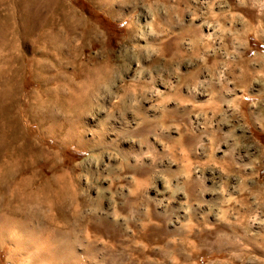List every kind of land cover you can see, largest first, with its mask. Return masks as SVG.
<instances>
[{
    "label": "rangeland",
    "instance_id": "1",
    "mask_svg": "<svg viewBox=\"0 0 264 264\" xmlns=\"http://www.w3.org/2000/svg\"><path fill=\"white\" fill-rule=\"evenodd\" d=\"M203 56L179 131L173 82ZM62 174L84 203L31 209V245L0 225V264H264V0H0V204L7 175Z\"/></svg>",
    "mask_w": 264,
    "mask_h": 264
},
{
    "label": "bare ground",
    "instance_id": "2",
    "mask_svg": "<svg viewBox=\"0 0 264 264\" xmlns=\"http://www.w3.org/2000/svg\"><path fill=\"white\" fill-rule=\"evenodd\" d=\"M95 71L96 70H94V73L98 72L99 76L102 75L104 77H107V74L109 73V68L101 67V68H99L97 70V72H95ZM89 72H91V71H89ZM95 75H96V78H97L98 74H95ZM89 77H90V75H89ZM91 77H92V75H91ZM93 77H94V75H93ZM86 79H87V76H86ZM95 80L96 79L94 78L93 84L95 83ZM84 81H87V80H84ZM90 82L87 81V83H90ZM96 82H98V81H96ZM83 85H84V83H83ZM75 87L76 86H74V88ZM80 87L82 88V86H80ZM78 89H80V88H78ZM87 89H88V87H87ZM84 90H86V88ZM87 93H88V91H87ZM74 97H76V96H74ZM80 97H82V96H80ZM84 97L86 98V95ZM87 97H88V95H87ZM85 98H83V101H85ZM72 100H74V98ZM72 100L70 99V101H72ZM66 101H67V103L68 102L70 103V101H68V99ZM83 101H81V102L78 101V104H74V105H72V103H71V105L70 104L67 105V106L65 105V107H66V109L69 110V112L70 111L77 112L76 109H78V108H82V109H85V110L89 111L90 107H92V106H89L90 104L88 105L86 102H83ZM86 101H88V100H86ZM63 106H64V104H63ZM74 112H73L72 116H74ZM39 118H40V115H39ZM44 121H45V118H44ZM40 122H41V120H40ZM43 128H45V127H43ZM43 128H42V131H43ZM53 130H54V128H53ZM64 174H62L60 176H56L55 178L52 177L51 179H48V180H42V183L40 184L39 187H37V189H35V191L34 190L33 191L30 190L31 179L22 178V179H19L17 182L13 183V178L11 177V175L10 176L7 175L6 177L3 178V184L1 185L2 189L9 188V186H11V185H13V186H12V191H11L10 195L5 199V203L4 204H0V205H6V206L3 207V209H2V206H0V208H1V211H4L6 214H8L7 216H0V225H2V226L6 225L7 228L10 227L11 229L13 228V230H14V242H17L18 244H25V246L28 245V244L31 245V242H32L31 238L29 236L27 238H24V235H27V231L25 230L26 229L25 227L28 228L29 224H30V221H33V219L35 218V216L30 212V210L31 209L38 210V208L41 207L42 204L48 206L49 208L56 207L57 212H58L57 215H58V217H60L61 222L63 221L65 224H69V217L67 215H65L61 211L62 210L61 207L63 205H65L66 203L68 204L69 202H77V200H80V198H79L78 193L74 189V186H76V185H74V182H75L76 179H72L70 177H67L68 175L66 174L67 175L66 176ZM80 202L84 203V200L81 199ZM15 205H17L18 208L20 206H23L25 208L26 212L18 211V209L16 208ZM64 207H66V205ZM38 219L41 220L40 222H42L43 225H48L49 223H51L50 221L46 222L45 219H41V218H38ZM15 230H17V232H15ZM0 231H1L0 234L3 236V234H5V233L2 230H0ZM9 234L11 235V232L9 233V231H8V235ZM12 235H13V232H12ZM29 235H30V233H29ZM51 235L54 237V236L57 235V232H55V233L52 232V234L51 233L50 234L47 233V236L43 240V243L45 244V248H46V244H49L50 241H52V236ZM40 240L42 241V238ZM54 249L56 250V248H54ZM58 250H60V249H58ZM44 251H46V250H44ZM49 252H51V247L49 248ZM52 252H53V250H52ZM35 254H36V252H35ZM37 254H39V253H37ZM45 254L46 253H44L43 255H45ZM53 256L54 255H52L51 257H53ZM61 256H64V255H61ZM45 260H47V259H45ZM48 260L51 261L50 263H52V264H60L59 260L55 259V256L53 257V259L49 258ZM62 262H63V260H62Z\"/></svg>",
    "mask_w": 264,
    "mask_h": 264
},
{
    "label": "crops",
    "instance_id": "3",
    "mask_svg": "<svg viewBox=\"0 0 264 264\" xmlns=\"http://www.w3.org/2000/svg\"><path fill=\"white\" fill-rule=\"evenodd\" d=\"M233 31L235 33H238L239 31L241 32V29L236 28ZM203 60H204V56L200 57L199 64L195 65L192 68L190 67L191 69L189 70V74L187 75L181 74L173 82L175 85L174 93L178 94L177 108L179 109L178 110L179 114L177 115L178 123L174 124L173 126L175 127L177 126L179 131H192L191 124L188 122L189 118L187 119V117H189L188 116L189 110H191L193 105L191 104V98L184 97V93H186V91H189V88L190 89L192 88L195 93L201 91L207 93L208 95L212 94V88H211L212 78L210 74H206V64L205 63L204 65L201 64V61L205 62ZM236 68L237 67H235L234 74L229 75L225 78L227 83V88L222 89V91H224L227 95L225 96L226 98L224 99L226 104H228L227 101L231 103V101L234 100L233 95L238 94L239 91L238 88L242 84V74L239 71L240 74L238 75V70H236ZM215 115L216 113L212 112L211 115L207 116L206 122L209 121V123L212 126L208 131H219L220 123L224 122V120H220V118L216 119V117H214Z\"/></svg>",
    "mask_w": 264,
    "mask_h": 264
}]
</instances>
